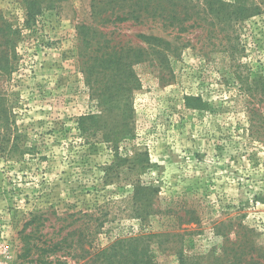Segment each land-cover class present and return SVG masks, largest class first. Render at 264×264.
Masks as SVG:
<instances>
[{
	"label": "rangeland",
	"instance_id": "374dc122",
	"mask_svg": "<svg viewBox=\"0 0 264 264\" xmlns=\"http://www.w3.org/2000/svg\"><path fill=\"white\" fill-rule=\"evenodd\" d=\"M192 1L183 31L104 23L94 0H0V263L98 264L154 233L159 264H207L242 227L264 252V0H220L221 18ZM140 34L164 43L129 82ZM110 47L109 82L90 66Z\"/></svg>",
	"mask_w": 264,
	"mask_h": 264
},
{
	"label": "trees",
	"instance_id": "16d2710c",
	"mask_svg": "<svg viewBox=\"0 0 264 264\" xmlns=\"http://www.w3.org/2000/svg\"><path fill=\"white\" fill-rule=\"evenodd\" d=\"M219 2L220 8L216 7ZM194 2L192 0H94V8L99 15L107 12L104 23L114 24L117 22L134 21L135 23H144L146 21H161L169 23L170 26H177L180 30L187 31L193 28L195 24L191 25L189 22L196 16L194 11ZM205 6L207 10L204 13L213 15L216 18H221L222 7L220 0H206ZM110 13V14H109ZM28 15H31L29 13ZM81 30L86 36L92 34L106 35L103 31L95 30L94 27L83 25ZM138 37L148 47H129L126 50L127 67H129L127 76H130L129 82L135 77L133 66L149 55V52L160 53L157 49L164 43V40L154 35L140 34ZM109 43V41H108ZM102 48H109V45H102ZM101 49V48H100ZM111 51H99L100 54L94 57L92 63L93 72L102 69V74L113 80L118 73H122V64L124 62L123 49L117 50L116 47H110ZM99 50V49H98ZM145 56V57H144ZM158 59L159 57L156 56ZM93 56L91 57L92 60ZM107 79V80H108ZM122 83L117 82V85ZM116 84V83H115ZM6 103L4 98H0V106ZM12 109L3 105V122L8 125L13 116ZM89 117V116H88ZM93 118V117H90ZM85 117L80 119V124L84 123ZM10 139V138H9ZM15 139V138H14ZM17 139V138H16ZM17 145L12 146L7 150L8 154H13ZM194 213V212H193ZM190 214V212H187ZM142 212L137 214L138 217H143ZM192 216V215H191ZM188 222L198 221L192 216ZM103 223L100 224L102 227ZM229 234V233H228ZM225 234L226 243L220 255H212L211 260L207 264H264L261 259L264 258V252L255 240V231L242 227L236 232H230L229 236ZM233 235V236H232ZM158 236L154 233L140 234L138 236H131L126 238H119L107 248L101 250L97 254L98 264H159L154 256L152 249V238ZM180 264H197L195 261L189 260L187 256L182 253L178 254Z\"/></svg>",
	"mask_w": 264,
	"mask_h": 264
},
{
	"label": "built area",
	"instance_id": "2783aa9c",
	"mask_svg": "<svg viewBox=\"0 0 264 264\" xmlns=\"http://www.w3.org/2000/svg\"><path fill=\"white\" fill-rule=\"evenodd\" d=\"M0 264H7L6 262H2V263H0Z\"/></svg>",
	"mask_w": 264,
	"mask_h": 264
}]
</instances>
